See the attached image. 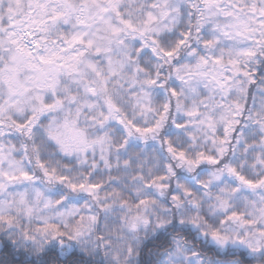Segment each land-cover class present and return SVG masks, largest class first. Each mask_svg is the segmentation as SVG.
<instances>
[{
  "label": "snow or ice",
  "instance_id": "6c2138e0",
  "mask_svg": "<svg viewBox=\"0 0 264 264\" xmlns=\"http://www.w3.org/2000/svg\"><path fill=\"white\" fill-rule=\"evenodd\" d=\"M61 256L264 264V0H0V264Z\"/></svg>",
  "mask_w": 264,
  "mask_h": 264
},
{
  "label": "clouds",
  "instance_id": "9594fccd",
  "mask_svg": "<svg viewBox=\"0 0 264 264\" xmlns=\"http://www.w3.org/2000/svg\"><path fill=\"white\" fill-rule=\"evenodd\" d=\"M195 179H196V177L193 176L190 182L191 183H194L195 182ZM65 262H66V258L64 256H61L60 259H59V261L57 262V261L54 260L53 261V264H65Z\"/></svg>",
  "mask_w": 264,
  "mask_h": 264
}]
</instances>
